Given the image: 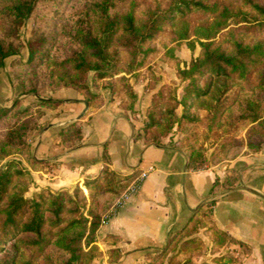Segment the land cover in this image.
<instances>
[{
    "label": "trees",
    "instance_id": "obj_1",
    "mask_svg": "<svg viewBox=\"0 0 264 264\" xmlns=\"http://www.w3.org/2000/svg\"><path fill=\"white\" fill-rule=\"evenodd\" d=\"M236 1L238 7L229 9V6L205 4L202 0H169L166 8L148 10L145 18L138 20L132 0H3L0 70L6 59L19 53L18 29L22 23L36 14L40 6L49 5L46 13L49 20L46 19L44 26L50 28L38 29L32 34L26 42L25 61L16 64L21 93L37 95L41 87L50 90L68 87L81 92L90 105L100 101L101 96L89 88H102L111 98L119 97L125 111H132L136 96L129 90L127 78L133 77L134 83L139 81L138 70L156 52L151 42L164 26L193 7L213 17L194 28L195 40L188 43V49L193 50L196 42L197 56L186 67H176L177 77L184 82L181 95L176 96L174 90L164 98L158 89L155 93L158 102L151 97L142 125L143 135L158 143L175 127L176 142L193 169L219 163L232 150L242 147L256 153L264 147V0ZM230 19H234L233 25ZM224 29L229 34L228 49L215 41ZM250 32L257 40L240 37ZM186 38L185 30L177 37ZM121 52L126 55L125 61ZM89 75L91 85L85 83ZM202 78L206 80L200 85ZM43 79L46 82L41 85ZM228 79L240 83L233 98L227 97L231 90L225 84ZM120 82L123 84L118 85ZM56 106V102L42 99L33 105L34 109L32 106L22 110L0 108V161L5 160L0 166V264H91L100 256L95 232L105 221L101 214L133 177L117 178L103 168L96 179L83 183L86 196L77 185L71 192H50L43 188L31 198L23 196L26 187L10 191L15 177L25 176L31 181L20 160L12 156L18 155L29 166L36 163L30 157L27 141L38 127L43 109ZM178 107L181 108L179 115L176 114ZM198 111L205 113L203 118L198 116ZM199 124L203 130L196 128ZM229 128L231 132L227 131ZM214 131L230 132V135L207 157L203 144ZM241 132L242 139L236 137ZM59 136L62 147H71L80 139L78 121L61 128ZM200 136L202 143L198 144ZM236 181L235 173L229 171L221 186L228 189ZM216 186L217 182L211 193ZM104 194H109V200L100 203L98 196ZM213 203L211 200L195 211L144 264H195L198 258L224 245L243 246L215 227L211 217ZM199 233L209 238V247L204 245ZM21 247L28 249L34 260L42 256L41 262L34 263L31 257L21 258L18 254ZM49 248L56 256L51 257ZM117 258L116 251H111L109 259ZM212 261L213 264H239L235 257H215Z\"/></svg>",
    "mask_w": 264,
    "mask_h": 264
},
{
    "label": "crops",
    "instance_id": "obj_2",
    "mask_svg": "<svg viewBox=\"0 0 264 264\" xmlns=\"http://www.w3.org/2000/svg\"><path fill=\"white\" fill-rule=\"evenodd\" d=\"M157 88L129 85L136 96L132 111H125L119 97L111 98L102 88H89L101 96L100 101L90 105L81 93L69 88L49 97L57 106L43 110L28 141L30 157L36 163L29 166L20 159L33 181V192L43 188L71 192L77 185L86 196L83 183L96 179L103 168L117 178L133 176L132 181L140 171L152 166L153 171L143 179L138 192L98 226L95 243L100 256L91 264H144L211 200L215 227L243 246L224 245L198 258L195 264H213L215 257H235L239 264H264V147L256 153L242 147L232 150L219 163L190 168L175 135L165 136L158 143L143 135L144 110ZM21 97L24 103L43 99L25 94ZM84 103L86 110L81 114ZM76 121L80 124V139L64 148L59 132ZM229 171L235 173L237 181L224 189L221 183ZM215 182L217 186L211 193ZM108 196H98L99 202L109 200ZM198 235L209 247V238ZM114 250L118 258L110 260Z\"/></svg>",
    "mask_w": 264,
    "mask_h": 264
},
{
    "label": "rangeland",
    "instance_id": "obj_3",
    "mask_svg": "<svg viewBox=\"0 0 264 264\" xmlns=\"http://www.w3.org/2000/svg\"><path fill=\"white\" fill-rule=\"evenodd\" d=\"M132 1L135 3V18L138 20H142L143 18H145V15L148 10H154L156 8L164 9L169 4V0H132ZM202 1L205 4L218 3L219 5L229 6V9H235L236 7H238V2L236 0H202ZM48 6L47 5L40 6L37 9L36 14L26 19L18 29V39L21 43V48L19 50V53L16 56H12L6 59L3 68L0 70V108L1 109H5V108L8 109L13 107L14 109L22 110L23 108L28 106H32V109H34L33 105L35 103L23 102V98L21 96L24 93H21L18 87V78L16 77L17 76L16 73L19 71V68L16 67V64L17 62L23 63L25 61L26 53H27L26 42L28 39H30L32 34L35 33L38 29L44 31L45 29L48 30L50 28L49 26L47 27L44 26V22L48 18V15L46 14L48 10ZM2 7H3V0H0V10L2 9ZM212 17H213L212 15L203 13L201 10H197L191 7L189 8V10H184V14L182 16H179L176 19V21L171 22V24L164 26L162 31L151 42V44H153L154 47H156L155 48L156 52L151 54L145 60L143 67H141L137 72L139 81L137 83H134L133 77L127 78L128 85H146V86L158 87L152 95L154 96L155 103L158 102L157 94H155L156 91H158V89L162 90L159 91L164 95V98H167L174 90L176 96H180L181 87L182 85H184V82H182L177 77L176 67L177 65L180 68L186 67L189 64V62L197 56L199 52V47L197 43L196 42L194 43L193 50L188 49V43L190 41L195 40V37L193 35L194 28L198 25L209 22L212 19ZM233 22L234 19H230L231 25H233ZM1 25H2V16L0 15V26ZM184 30L187 32V38L183 40L177 39L178 35ZM226 30L227 29H224L220 33H218L216 35L215 41L221 44L224 48L228 49L229 34L226 32ZM0 34H1V30H0ZM240 37L244 39H248L249 41L257 40V37L255 35L253 36L252 32H250L247 35H240ZM170 50H172L171 55H169ZM120 56L123 61L127 59L126 55L123 52L120 53ZM205 80L206 78H202L200 81V85H203ZM44 82H46V80L43 79L41 85H43ZM90 82L91 81L89 75L85 83L87 85H91ZM122 84L123 82H120V84L118 83V85H122ZM225 84L230 85L231 87V90L229 91L227 97L233 98L236 92L238 91L237 89L238 87L236 85H240V83L236 82L233 79L230 80L228 79L225 80ZM216 85H218V83H216ZM66 88L68 87H60L57 90H50L48 87H41L37 95H34L32 93H27L25 95H28L29 97L34 95L36 97H42L43 99H49V97L54 95L55 92ZM77 92L81 93L79 91ZM81 95L83 96L82 93ZM147 106L145 107L144 110V121H146L145 113L147 111L146 110ZM180 113H181V108L178 107L176 109V114L179 115ZM204 115L205 113L203 111H198V116H200V118H203ZM196 128H198V130H203V125L199 124ZM1 129L2 128L0 124V132ZM227 131L231 132L232 128H229ZM230 132L219 133L214 131L208 134L207 141L206 143L203 144L206 149L207 157L213 149L219 147V144L223 141L224 137L230 135ZM170 134L175 135L176 141H178V134L175 131V127L171 130V132L168 135ZM236 137L242 139L243 132L237 133ZM202 138H203L202 136L199 137V139L197 140L198 144L202 143ZM12 158L15 160L21 159V157H19L18 155H13ZM3 161L5 160L0 161V166L2 165ZM20 165L22 166L21 161H20ZM32 182H33L32 179L29 182L28 178L25 176L15 177L13 178V184H12L13 187L10 191H14L16 189H22L23 187H26L27 189L23 193V196L26 198H31L33 193H35L33 192ZM48 253H50L51 257L56 256V253L55 251L52 250V248L48 249ZM18 254L23 259H28L29 257H31L34 260L33 256L31 255V252L24 247L20 248ZM41 257L40 256L35 257L34 263L41 262ZM18 261L19 260H17V262Z\"/></svg>",
    "mask_w": 264,
    "mask_h": 264
},
{
    "label": "built area",
    "instance_id": "obj_4",
    "mask_svg": "<svg viewBox=\"0 0 264 264\" xmlns=\"http://www.w3.org/2000/svg\"><path fill=\"white\" fill-rule=\"evenodd\" d=\"M152 171V166H148L144 170L140 171L138 175L126 186L122 193L116 198L110 209L106 212L105 215H103V218L107 220L108 218L114 216L117 210L129 200L131 195L138 192L141 182Z\"/></svg>",
    "mask_w": 264,
    "mask_h": 264
},
{
    "label": "water",
    "instance_id": "obj_5",
    "mask_svg": "<svg viewBox=\"0 0 264 264\" xmlns=\"http://www.w3.org/2000/svg\"><path fill=\"white\" fill-rule=\"evenodd\" d=\"M85 110H86V103H84V109H83L81 114H83L85 112Z\"/></svg>",
    "mask_w": 264,
    "mask_h": 264
}]
</instances>
